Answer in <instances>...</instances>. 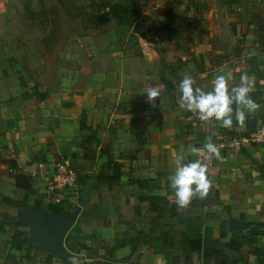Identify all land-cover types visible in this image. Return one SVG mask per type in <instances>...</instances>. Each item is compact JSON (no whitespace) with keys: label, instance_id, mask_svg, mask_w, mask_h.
<instances>
[{"label":"crops","instance_id":"obj_1","mask_svg":"<svg viewBox=\"0 0 264 264\" xmlns=\"http://www.w3.org/2000/svg\"><path fill=\"white\" fill-rule=\"evenodd\" d=\"M194 2L187 7V0H151V11H143L147 17L138 21L145 27L142 32L134 29L136 19L131 26L120 25L116 31L86 37L78 63H69L68 54L61 52L52 66L49 59L42 60L37 53L36 59L31 53L28 68L9 22L1 19L0 3V264L45 262L48 253L31 246L27 229L15 225L17 211L38 202L71 213L79 205L82 181L89 173L92 183L86 202L67 234L74 228L77 252L66 248L79 258L51 255L49 264L203 263L202 249L188 251L189 239L198 233L209 254L207 264H216V251L228 255L234 264H258V257H264V142L238 151L221 150L214 156L206 172L213 191L209 204L201 205L197 193L188 205L179 207L174 189L169 187L177 155H184L185 163L205 164L207 134L183 126L177 110L179 86L174 89L168 82L171 74L158 63L170 65L182 76H203L199 87L204 91L212 90L216 75H225L229 91L240 86L242 75L248 78L252 85L249 95L259 107L248 112L238 104L239 110L257 115L259 123L248 129L245 118L239 121L237 112H232L230 128L218 126L219 121L213 123L215 139L245 135L264 126V27L252 22L254 14L264 20V0H220L221 17L234 29L232 45L236 40L239 43L230 60L214 61L199 49L203 37L196 39L194 53H188L197 69L190 70L176 61L181 58L182 65L186 64L185 54L176 47L175 31L180 32L186 25L183 20L192 17L202 20L204 16L202 28L219 27L216 12L209 13L211 5ZM221 52L216 51L217 55ZM149 89L159 92L151 103L145 93ZM203 128L209 131V127ZM82 145L92 158L84 156ZM192 147L200 151L192 153ZM63 159L76 173L78 186L60 204H53L44 200L42 192L55 163ZM108 160L119 164V177L111 179L114 170L103 167ZM16 171L32 180L26 206L4 200L24 199L25 189L12 176ZM31 171H35L33 176ZM150 196L168 202L151 201ZM206 214L211 215L208 234L204 225L199 229ZM230 217L256 222L240 230L247 235L256 226L255 231L261 232L256 243L230 251L226 245L235 232L227 230ZM14 232L24 234L15 237ZM23 237L27 245L21 242ZM116 240L123 244L110 258L105 245L112 247ZM165 251L172 254V261L167 262Z\"/></svg>","mask_w":264,"mask_h":264},{"label":"rangeland","instance_id":"obj_2","mask_svg":"<svg viewBox=\"0 0 264 264\" xmlns=\"http://www.w3.org/2000/svg\"><path fill=\"white\" fill-rule=\"evenodd\" d=\"M150 1L151 0H0L2 5L1 19L9 22L12 38L14 39L15 37L17 39L22 53L27 57V68L30 66L28 64V54L31 53L35 54L36 59H38V55L42 60L49 59L48 61L52 62L53 66L61 52L68 54L65 59L69 63L77 62L78 53L80 52V48H84L85 45L83 44L86 37L102 35L106 32L108 33L110 30L116 31V28L120 25L129 24L131 26L136 19L138 20L134 25V29L138 31L144 30L145 27L143 29L141 28L143 24H139L138 21L147 17L146 12L143 11L150 10L151 5L148 3ZM194 1L195 0H187L186 6H194V4H196ZM203 1L210 4V8H213V11L209 13L212 14L216 12L218 15L217 24L219 27L212 29L207 28V25H205V27L202 28L203 24H206V22H203V16L202 20L194 19L193 17L189 20H183L186 25L181 26L180 32L175 31L176 47L180 53L185 54L184 61L186 64L182 65L183 59L181 60V58L176 59L177 63H181V66H187L189 69L194 68L195 70L197 68L192 64V59L190 58L191 54L188 52L194 53L195 50L193 48H195L194 41L196 39L203 37V44L199 49L208 52L207 56L214 61H218V58L230 60L235 51V45L239 43V40H236V42L233 43L234 47L232 45V32H234V29H230V27L226 25L225 19L221 17L222 11L218 8V2L220 0ZM191 39L192 41H190ZM210 39L213 42L208 44ZM189 43L190 45H188ZM217 49L223 52L217 55ZM160 50H162V48ZM158 65L163 66V68L171 74L172 78L168 82L172 84L174 89H177L175 86H179L184 76L170 65H162L159 63ZM190 76L194 80V88L199 87V83H202L204 80L203 76L195 74ZM167 88H169V86H167ZM177 91V99H179L180 90ZM177 110L180 120L185 122L183 126H187L193 129V131L196 129L203 131V133L207 134L206 140H208V138H211L212 141L218 140L215 139V135L213 134L214 128L210 124V119L202 121L196 114L182 109L180 106ZM212 122L215 125L218 124L215 119H213ZM218 126L220 125L218 124ZM203 127H209V131H204Z\"/></svg>","mask_w":264,"mask_h":264},{"label":"clouds","instance_id":"obj_3","mask_svg":"<svg viewBox=\"0 0 264 264\" xmlns=\"http://www.w3.org/2000/svg\"><path fill=\"white\" fill-rule=\"evenodd\" d=\"M252 89L251 83L244 75L241 76V84L229 91L225 75H216L214 86L211 91H204L199 87L194 88V80L191 76L185 75L179 83L180 97L179 106L198 116L202 121L215 119L220 126L230 128L233 123V104L243 106L248 112L256 110L259 105L249 95ZM147 102L151 103L159 92L156 89H149L146 92ZM236 118L243 121L245 111L239 110ZM204 149L212 156L219 155L216 145L208 142ZM192 153L200 151L192 147ZM184 155H177L175 159V171L171 177L169 187L174 189L175 203L179 207L189 204L191 199L199 193L201 197L207 194L211 181L207 177V164L199 161L184 162Z\"/></svg>","mask_w":264,"mask_h":264},{"label":"water","instance_id":"obj_4","mask_svg":"<svg viewBox=\"0 0 264 264\" xmlns=\"http://www.w3.org/2000/svg\"><path fill=\"white\" fill-rule=\"evenodd\" d=\"M252 22L258 27H264V20L258 15H252ZM92 183V175L88 174L83 189L80 192L79 205L71 212L54 214L43 206L27 205L17 211L15 225L26 228L28 242L42 252L55 257L66 259H78V255L70 252L64 245V240L69 230L75 224L80 208L86 202ZM257 224L254 221L228 218V232L244 230L250 225ZM110 264H130L124 262H111Z\"/></svg>","mask_w":264,"mask_h":264},{"label":"trees","instance_id":"obj_5","mask_svg":"<svg viewBox=\"0 0 264 264\" xmlns=\"http://www.w3.org/2000/svg\"><path fill=\"white\" fill-rule=\"evenodd\" d=\"M232 108H233V113H235V112L239 111L240 106L238 104H233ZM259 121H260L259 117L257 115H255V114L245 115V126L248 129L255 128L256 125L259 123ZM82 146H83V149H84V156L86 158H92L93 154L92 155H88L86 153L87 147L85 145H82ZM10 166H11V168H14L15 167V163L11 162ZM103 167L104 168L106 167L108 169H111V170L113 169L114 170V172H113V174L111 176V179L113 177L114 178L115 177L116 178L119 177L120 171H119V164L118 163L113 162L111 160H108L105 163V165H103ZM99 173H100V171H99ZM99 173L96 175L98 178L101 177L100 176L101 174H99ZM12 176L14 177L16 185L21 186V187H23L25 189V196H24V199L21 200V201H16V200H13V199H8V198H4V200L6 201V203L12 204L14 206H26L27 205V203H26L27 194L29 192H31V184H32L31 177H29L27 175H22V174L18 173L17 171L12 173ZM83 182H85L84 179H83L82 183ZM139 184L141 185L142 183L139 182ZM211 193H213V191L208 189L207 194L205 196H203L201 201H200L201 205L209 204L211 202ZM149 199L151 201H153L154 199H158V201H161V200L164 199V201H163L164 204H165V202H168L166 200V198H164V197L162 198V197H159V196H150ZM35 205L39 206V203L36 202ZM46 208H48L51 212H53L55 214L65 213L64 211H62L56 205L53 206V205L49 204V205L46 206ZM210 216L211 215L206 214L205 218H204V222L200 219V227H199V229L204 225V233L205 234L209 233L208 225H206V224H207V219ZM256 228H257L256 226H251L249 228L250 232L247 235L241 234L240 230L233 232L231 237H230V240H229V242H228V244L226 246L229 248L230 251L238 252L242 245H244V244L252 245V244L256 243L259 235L261 234V232H256L255 231ZM73 231H74V228L72 229V231H70L69 235L66 237L65 245L70 251H74L75 252L76 251V246L73 243ZM23 234L24 233H22V232H14V236L15 237H17V236L21 237ZM221 236H224V231H222ZM21 242L23 244L27 245L26 237H23L21 239ZM122 244H123V242H120V241L116 240L112 247H109L108 245H105V248L107 249L110 258H113V251L115 250V248L118 247V246H121ZM188 244H189L188 251L200 252L201 249H202L201 255H202V258H203V264H207L206 258L209 257V254L206 253V250H205L206 247L202 244V240H201L200 234L198 233L196 236H194L193 238L189 239ZM14 246H15V248H19L20 247L19 245H17L16 242H15ZM216 252L218 254L217 257L219 258V259L215 260L216 264H234L233 261H229L228 255L225 256L224 254H221L218 251H216ZM164 256L166 257L167 262L172 261V259H173V256H172V254L169 251H165L164 252ZM51 258H52V256L50 254H46L44 264H49ZM33 262H26L25 264H31ZM258 264H264V257H258Z\"/></svg>","mask_w":264,"mask_h":264},{"label":"built area","instance_id":"obj_6","mask_svg":"<svg viewBox=\"0 0 264 264\" xmlns=\"http://www.w3.org/2000/svg\"><path fill=\"white\" fill-rule=\"evenodd\" d=\"M213 119H210V124L213 125ZM208 142L216 145L221 150H234L238 151L242 148L249 147L252 144H258L264 142V126H259L255 131L237 136L231 137L227 139H218L216 141H212L211 138H208L203 144L204 145ZM204 162L205 164L210 165L213 162L214 156L208 154L206 149H204ZM35 171H31V175L33 176ZM77 175L72 170L71 166L66 160H60L55 163L50 176L46 179L45 185L43 188V198L45 201L53 203V204H60L65 195L73 191L77 188ZM31 264H44L39 262H33ZM196 264H203L201 261L196 262Z\"/></svg>","mask_w":264,"mask_h":264}]
</instances>
